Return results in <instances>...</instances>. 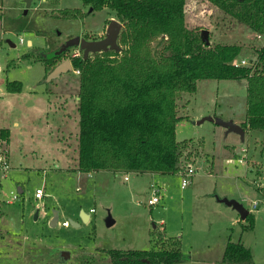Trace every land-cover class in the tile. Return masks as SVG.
Returning a JSON list of instances; mask_svg holds the SVG:
<instances>
[{"label":"rangeland","instance_id":"374dc122","mask_svg":"<svg viewBox=\"0 0 264 264\" xmlns=\"http://www.w3.org/2000/svg\"><path fill=\"white\" fill-rule=\"evenodd\" d=\"M187 8L188 27L208 30L211 45H240L237 62L257 57L264 36L209 1L189 0ZM113 19L109 10L91 12L81 0H33L29 8L26 0H0V128L11 132L10 160L8 152L0 151L10 167L0 170V264L8 259L20 264L15 260L28 257L37 264L52 255L56 264H108L103 255L109 250H149L167 240L181 243L189 258L179 264H221L220 246L229 240H241L252 251L253 264H264V132H247L242 140L217 123L245 121L244 79L201 80L195 94L179 95L177 140L187 143L178 173L76 170L80 75L73 69L46 75L39 57H52L79 36L104 37ZM14 81L22 89L10 94L7 83ZM190 165L196 173L182 189L180 174ZM155 184L161 188V202L149 206ZM20 186L24 193L14 199ZM37 189L44 192L40 200ZM225 198L240 202L253 215L254 229H244L246 222L237 211L220 203ZM54 212L59 223L52 228ZM32 246L42 251L28 249ZM61 250L73 257L61 260Z\"/></svg>","mask_w":264,"mask_h":264},{"label":"trees","instance_id":"16d2710c","mask_svg":"<svg viewBox=\"0 0 264 264\" xmlns=\"http://www.w3.org/2000/svg\"><path fill=\"white\" fill-rule=\"evenodd\" d=\"M81 1L92 12H112L122 29L119 50L71 60L73 70L80 71L77 171L178 173L187 143L177 140V125L182 120L179 95L195 94L201 80H247V115L241 126L245 132H264V72L232 64L242 51L240 45H206L202 30L187 25L189 0ZM204 1L264 36V0ZM256 55L264 66V45L256 49ZM62 59L63 54L39 57L46 75L54 72ZM21 89L19 81L7 83L9 92ZM9 136V130L0 129V141ZM245 222V230L254 229L251 213ZM173 241L149 250H109L103 256L108 264H179L189 260L181 243ZM28 249L42 251L37 246ZM54 257L42 258L37 264H56ZM30 260L15 261L34 264ZM1 261L15 264L9 259ZM222 263L253 264L254 258L241 241L229 240Z\"/></svg>","mask_w":264,"mask_h":264},{"label":"water","instance_id":"95a60500","mask_svg":"<svg viewBox=\"0 0 264 264\" xmlns=\"http://www.w3.org/2000/svg\"><path fill=\"white\" fill-rule=\"evenodd\" d=\"M33 0H26L27 3V8L31 6ZM46 1V0H44ZM92 12V9H90ZM122 29V24L118 22L117 20L113 19L110 21L105 37L100 40H87L85 38L76 37L71 40H69L58 52L57 56L62 55L65 52H68L69 49L72 48H80L83 51L84 59H88L91 54H96V53H101V52H106V51H113V50H119V45H118V37L120 34V31ZM202 40L206 45H210V40H209V31L208 30H203L201 34ZM14 46V45H13ZM72 64L69 59L65 60L64 62L60 63L59 66L56 68L57 73L61 72H67L71 71ZM213 121V118H207V120ZM217 123L228 128L230 131L237 133L238 135L241 136L242 140L245 138V130L242 128L241 125L235 124L232 121L225 122L223 120H217ZM19 194H21V191H18ZM221 203L226 204L227 206L233 208L234 210L237 211V213L240 215V218L242 221H245L249 215V211L244 208V206L236 201V200H229L227 198L221 199ZM83 217L85 220H87L89 217L85 214H83ZM59 222V215L57 212H54V216L50 222V226L52 228H55ZM115 223L114 220L111 219L109 216L107 219V224L108 226H112ZM70 224L73 226H77L73 221H70Z\"/></svg>","mask_w":264,"mask_h":264},{"label":"built area","instance_id":"2783aa9c","mask_svg":"<svg viewBox=\"0 0 264 264\" xmlns=\"http://www.w3.org/2000/svg\"><path fill=\"white\" fill-rule=\"evenodd\" d=\"M262 37V35H260ZM259 36V37H260ZM21 43H23V39H21ZM83 56V51L80 48H74L72 49L71 55L69 60L71 61L72 59H78L81 58ZM233 65L235 66H242V67H249L251 68L252 72H264V66H260L259 60L256 57L255 59L251 60V61H246V60H241L240 62L235 61V59L232 62ZM75 74L80 75V71L79 70H74ZM243 153H246L247 151L245 149L242 150ZM245 162V155L243 156V159L239 160V163L242 164ZM229 164L233 163V160L230 159L228 160ZM9 162L6 158L5 155H2L0 153V170L2 171H8L9 170ZM196 170L193 166H187V168H185L184 170L181 171V177H182V182H181V188L185 189L188 186L191 185L192 182V178L195 175ZM125 180H128V176L125 177ZM152 189V196L148 201V205L149 206H156L161 202V189L157 186V184L152 185L151 186ZM18 193L14 195V199H17L18 197ZM44 197V192L42 189H37L36 193H35V198L37 200H40ZM258 202L254 203V208H257L258 206ZM63 226L68 227L69 223L68 222H64L62 223Z\"/></svg>","mask_w":264,"mask_h":264},{"label":"crops","instance_id":"0c3cea01","mask_svg":"<svg viewBox=\"0 0 264 264\" xmlns=\"http://www.w3.org/2000/svg\"><path fill=\"white\" fill-rule=\"evenodd\" d=\"M44 79H46V76L44 77ZM246 81V85H247V80H245ZM8 93H10V94H14L13 92H9V91H7ZM15 93H18V92H15ZM2 98L4 97L3 95L1 96ZM78 96L76 97V101H77V104H78ZM59 103L61 104V100L59 101ZM62 105V104H61ZM64 105V104H63ZM53 108H54V105H53ZM244 121H242V122H237L239 125H241L242 123H243ZM15 125H18L17 123L15 124ZM1 130L2 129H7V130H9V132H10V129L9 128H0ZM247 133V132H246ZM245 133V134H246ZM10 138H11V132H10V136H9V138L7 139V140H2V141H0V151H2V152H8V154H7V157H8V159L10 160V156H11V150H10V148H9V145H10ZM3 143L5 144V146L3 145ZM32 153H34V154H36V152H32ZM33 155V154H32ZM230 160V159H229ZM228 162V161H227ZM76 170H77V168H76ZM98 173H100V172H97V173H95V174H98ZM113 173V172H112ZM89 174H91V173H89ZM160 188V187H159ZM161 189V188H160ZM21 191V194H23L24 193V190H23V188H22V186H20V187H18V191ZM19 194V193H18ZM20 195V194H19ZM221 203V202H220ZM160 204V203H159ZM229 207V206H228ZM231 208V207H230ZM239 217H240V215H239ZM241 219V218H240ZM52 220V219H51ZM241 241V240H240ZM226 244L227 243H225V244H222L221 246H220V252H221V250H223V254H224V250H225V246H226ZM219 256H223V255H221V254H219ZM222 260V258L220 259V261ZM222 262V261H221ZM205 264V263H204ZM211 264H215L214 262H211ZM222 264V263H221Z\"/></svg>","mask_w":264,"mask_h":264},{"label":"flooded vegetation","instance_id":"af4514ba","mask_svg":"<svg viewBox=\"0 0 264 264\" xmlns=\"http://www.w3.org/2000/svg\"><path fill=\"white\" fill-rule=\"evenodd\" d=\"M104 37H105V36H104ZM104 37L98 38V39H96V40L103 39ZM90 40H91V39H90ZM70 51H71V49H69L68 52L63 53V57H64V56L67 57V58H64V59H69L68 56H69V54H70ZM70 55H71V54H70ZM58 223H59V222H58ZM66 255H68V256H72V253L69 254L68 251H64V250L59 251V256H60L61 260H64V261H65Z\"/></svg>","mask_w":264,"mask_h":264}]
</instances>
